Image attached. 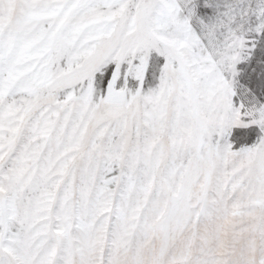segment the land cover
I'll use <instances>...</instances> for the list:
<instances>
[{
  "label": "snow or ice",
  "instance_id": "6c2138e0",
  "mask_svg": "<svg viewBox=\"0 0 264 264\" xmlns=\"http://www.w3.org/2000/svg\"><path fill=\"white\" fill-rule=\"evenodd\" d=\"M0 264H264V0H0Z\"/></svg>",
  "mask_w": 264,
  "mask_h": 264
}]
</instances>
